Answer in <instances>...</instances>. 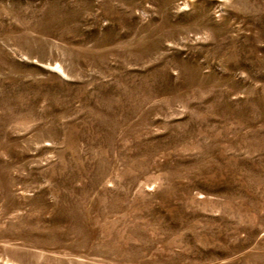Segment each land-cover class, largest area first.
Listing matches in <instances>:
<instances>
[{"label": "rangeland", "instance_id": "374dc122", "mask_svg": "<svg viewBox=\"0 0 264 264\" xmlns=\"http://www.w3.org/2000/svg\"><path fill=\"white\" fill-rule=\"evenodd\" d=\"M0 264H264V0H0Z\"/></svg>", "mask_w": 264, "mask_h": 264}]
</instances>
